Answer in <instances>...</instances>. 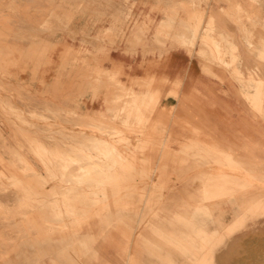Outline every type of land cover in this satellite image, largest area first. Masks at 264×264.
<instances>
[{
  "label": "rangeland",
  "instance_id": "obj_1",
  "mask_svg": "<svg viewBox=\"0 0 264 264\" xmlns=\"http://www.w3.org/2000/svg\"><path fill=\"white\" fill-rule=\"evenodd\" d=\"M139 5H148L149 10L136 13ZM189 9L196 16L187 21ZM156 10L157 17L152 15ZM190 21L197 28L189 26L187 32L193 34L182 38L178 32ZM149 31L157 41L163 38L189 47L198 39L201 57L233 69V77L254 88L252 95L260 91V104L255 105L247 92L244 95L264 122V0H0V259L4 264H11L7 259L17 248L19 260H25L27 249L39 243L52 245L55 254L69 250V264H81L85 244L77 234L90 228V219L110 208L122 210L126 193L145 195V188H130L124 181L130 173L131 179L148 176L129 169L148 162L138 153L148 146L149 132L160 136L157 144L162 145L164 130L150 120L158 90L152 78L142 84L145 91L126 87L105 61L109 43L117 39L139 43ZM209 36L218 38L219 44H209ZM85 96L111 103L110 114L97 119L76 109V100ZM126 132L136 134V139L124 137ZM101 137L107 141L97 140ZM111 146L127 161L121 162ZM245 150L260 159L261 173L243 176L234 169L229 175L241 177L244 183L228 182L232 188L219 190L204 188L210 170L206 177L188 178L201 167L218 165L215 158L177 157L179 214L176 219L156 221L163 226L162 235L155 232L153 221L143 219H99L100 231H120L126 249L137 231L134 245L145 253L147 264H264V150ZM166 158L159 157L164 165L170 164ZM195 181L200 187L194 192L190 186ZM156 189L163 194L172 188L163 182ZM195 196L207 205L191 203ZM187 233L196 245L187 240Z\"/></svg>",
  "mask_w": 264,
  "mask_h": 264
},
{
  "label": "crops",
  "instance_id": "obj_2",
  "mask_svg": "<svg viewBox=\"0 0 264 264\" xmlns=\"http://www.w3.org/2000/svg\"><path fill=\"white\" fill-rule=\"evenodd\" d=\"M148 10V5L142 7L139 5L138 8H134L136 13L143 11L146 13ZM195 13L194 10L189 9L187 21L190 19L188 17ZM152 15L157 17L159 11L156 10ZM193 19L195 18L190 20ZM92 23L90 26H93ZM99 24L100 22L96 26L98 27ZM196 24L190 21L178 33L182 38H188L193 33L189 35L187 28L193 25L195 30ZM206 39L209 44H219V42H215L218 38L213 36ZM234 43L236 48L237 45L235 46ZM109 45L105 65L111 71H117L120 83H124L126 87L131 86L139 93L146 89V86H142V84L152 78V86L158 90V100L154 111L150 114V120L162 127L164 135L162 145H158L160 136L155 132H149V135L145 137L148 146L142 153H138L139 156L146 157L148 162L144 167L139 164L135 169H129L134 172L145 171L148 176L143 180L131 179L130 173V179L124 181L126 186L128 182L130 188H145V195L141 197L138 194H123L120 202L123 203L122 210L110 208V211L92 217L90 228H85L77 234L79 237L81 236L82 244H85L82 249L85 255L80 258L79 263L147 264L145 253H141L140 247L137 248L134 245L137 231L132 233L131 242L126 249L125 238L119 239L120 231L103 229L101 232L97 221L116 218L124 221L151 220L156 228L155 232L162 235L163 226L157 224L156 221L176 219L179 214L180 186L175 181L177 167L174 164L177 157L193 155L194 158L196 156L215 158L218 165L212 164L213 168L207 169L201 167L197 170L200 173L194 172V174L188 175L189 179H192V176L196 174L206 177V172L210 170L208 182L204 188L210 187L212 190L224 187L232 188L227 183L236 180L242 184L244 182L241 181V177H233L229 174L233 173L234 169L238 171L235 173L243 176L246 174L253 177L261 173L260 159L252 156L245 149L254 147L256 151L257 148L264 150V122L244 95L247 92V96H251L250 92H253L254 88H247L233 77V69L218 66L201 57L198 51L203 47H200L198 39L192 47H189L184 43L163 38H159L157 41L154 34L149 31L141 36L139 43L117 39ZM19 76L23 78L21 73ZM25 77L28 81L29 74H26ZM132 81L137 83L132 84ZM258 82L261 86L263 79L259 78ZM251 97L255 105L256 103L260 104L262 100L260 91ZM75 104L79 107L76 109L97 119L101 118L104 113L108 116L113 107L111 103L105 104L101 97H80ZM107 123L111 122L107 119ZM112 123L119 125L118 122ZM124 137L135 140L136 134L126 132ZM97 140L107 141L102 137ZM111 148L118 151L121 162L127 161L125 155L115 146H111ZM160 156H166L165 160L170 161V164H162ZM204 160L205 158L202 162ZM124 176L126 179L127 175ZM163 182L171 186L172 189L161 194L156 188ZM199 187L200 185L196 181L190 186L194 192ZM138 201L140 202L137 205ZM190 202L195 205H199L201 202L205 204L199 200V196H195L193 202L190 199ZM68 203L72 208L74 207L71 200ZM59 204V201H55L56 206ZM206 208L208 209L209 206ZM194 218L196 217H192L190 221L194 222ZM123 228L125 231V227ZM187 240L196 245V240L190 233H187ZM27 250L28 254L25 260L23 258H21L23 260H19L20 250L18 248L14 253H11L7 260L11 264L70 263L69 250L55 254L54 250L52 252V245H42L41 243L37 244V247ZM195 254L193 253L191 259H195ZM0 264H4V260L0 259Z\"/></svg>",
  "mask_w": 264,
  "mask_h": 264
},
{
  "label": "bare ground",
  "instance_id": "obj_3",
  "mask_svg": "<svg viewBox=\"0 0 264 264\" xmlns=\"http://www.w3.org/2000/svg\"><path fill=\"white\" fill-rule=\"evenodd\" d=\"M195 16H196L195 14H191L188 18H190V19H191V18H195ZM190 19H189V20H190ZM24 23H25V22H24ZM24 26H25V25H24ZM106 146L108 147L107 144H106ZM109 148H110V147H109Z\"/></svg>",
  "mask_w": 264,
  "mask_h": 264
}]
</instances>
